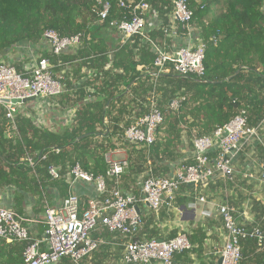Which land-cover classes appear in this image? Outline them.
I'll list each match as a JSON object with an SVG mask.
<instances>
[{"label":"trees","instance_id":"1","mask_svg":"<svg viewBox=\"0 0 264 264\" xmlns=\"http://www.w3.org/2000/svg\"><path fill=\"white\" fill-rule=\"evenodd\" d=\"M97 1L0 0V57L15 48L23 52V47L30 48L36 44L40 50L33 48V55L48 60L53 66V76L71 64L74 70L70 74L76 81L86 78L74 92L73 99L83 103L75 111L73 124L60 132L35 126L25 116L15 117V130L12 131L0 105V190H14L17 215L22 213L24 193L35 198L36 206L40 205L38 209H33L36 214L52 207L45 192L47 188L54 189L60 200L66 202L70 188L67 178L75 164L94 177L104 176L107 169L105 156L118 148H130L126 159L129 167L122 177L145 174L165 178L170 172L169 165L183 156L180 150L182 139L191 143L195 137L208 136L216 128L228 124L239 111L246 113L248 127H256L264 119V0H185L193 11V18L189 25L180 26L179 29L183 30V34L192 26L199 29V41L205 46V75L200 80L173 73L157 75L151 68L153 58L149 54L150 47L138 36L111 50L109 61L106 40L99 33L106 30L115 32L109 29L110 22L127 19L129 15L119 9L114 0H108L111 3L109 15L100 23L94 13ZM146 1L158 20L162 21L158 32L163 35L168 25L167 16L172 12V3L170 0ZM47 30L56 32L60 37L79 34L81 45L72 56L66 54L58 58L39 46ZM153 34L150 33L152 39ZM16 56L17 53L13 59H18ZM22 57L23 61H14L18 71L26 59L29 60L24 52ZM79 59L80 62L74 65L73 62ZM108 61L110 70H103ZM58 64L62 66L58 67ZM139 65L148 68L149 74L144 80L145 92L158 95V108L163 114L155 141L148 148L125 142L119 124L122 111L118 116L111 115L123 98L119 87L131 88L140 79V72L137 71ZM81 67L93 70L94 74L90 77L80 75ZM97 82L99 85L94 92L85 90ZM67 85L70 89L71 85ZM70 93L61 95V100L71 99ZM131 94L134 95L135 91L132 90ZM99 97H103V100H96ZM59 98L55 102H61ZM135 100V97L131 98L130 102ZM174 100L179 101L176 112L169 109V103ZM146 113L145 107L141 116ZM105 119L112 125L110 131L108 128L106 131L102 129ZM7 133H12V137H5ZM260 151L264 162V149ZM210 157L214 155L210 154ZM28 159H32L33 166H29ZM49 168L57 171L58 180H51ZM110 182L106 180L108 191L113 186L111 182L109 188ZM238 200V204H229L234 212L245 199ZM79 205L82 206L80 199ZM250 205L254 224L245 226H257L264 232V204L251 200ZM234 219L238 225H243L237 221L235 213ZM143 231L147 233L144 240L156 239V233L151 229ZM176 235L172 233L164 240ZM139 236L138 239L142 240ZM208 238L205 226L193 228L188 235L192 248L175 254L173 264H193L195 260L203 264L201 258ZM240 248L238 264H264V249H259L254 240H241ZM23 249L24 244L1 242L0 264H23ZM60 264L71 263L63 258Z\"/></svg>","mask_w":264,"mask_h":264},{"label":"built area","instance_id":"2","mask_svg":"<svg viewBox=\"0 0 264 264\" xmlns=\"http://www.w3.org/2000/svg\"><path fill=\"white\" fill-rule=\"evenodd\" d=\"M170 1L173 21L180 26L189 25L193 11L189 9L186 1ZM114 2L119 9L125 10L129 15L127 19L114 20L109 24V29L115 30L120 36L121 45L138 36L150 47L153 58L151 68L156 74L167 71L181 77H194L197 80L204 77L205 46L202 42L166 53L153 42L146 28L148 15L154 13L146 0ZM110 6L108 0L97 1L94 13L98 17V22L107 19ZM164 33L173 36L176 35V30L164 29ZM80 45L81 35L60 37L51 30L43 33L41 45L39 43L43 51L58 58L74 54ZM37 47L35 44L27 49L26 56L29 60L22 64L19 71L14 66L15 60L7 62L8 64H0V105L12 131L15 130L16 116H26L37 125L35 117L40 115L38 110L42 111V115L46 114L49 106L47 105V109L45 103L54 101L65 92L63 75L60 73L53 76L51 72L53 66L48 60L33 55V48L40 50ZM60 66L62 65L58 64V67ZM110 66L109 63L107 67ZM151 98L147 113L123 130V139L128 144L148 148L154 143L156 130L163 122V114L154 100V95ZM30 99L40 102V105L35 109L29 108ZM2 100H15L21 103L4 104ZM178 104V100L171 101L169 109L176 112ZM54 107L59 111L56 103ZM71 113L70 116L74 118L75 112L72 110ZM49 129L57 131L54 127ZM252 140L260 141L257 130L247 126L246 113L239 111L228 124L216 128L210 135L192 139V157L189 164H178L171 175L165 178L147 175L141 184L140 196L120 189V180L129 167L126 159L113 160L106 157L105 175L97 177L75 164L69 173L71 177L69 186L79 181L92 184L95 196L80 206L79 197L71 191L62 207L46 209L42 223L44 230L40 240L29 235L24 226L25 219L3 207L0 199V243L24 244L23 264H59L63 258H67L71 264H83L85 260H90L99 248L100 242L92 239L91 234L101 226L110 234L123 238L122 264H173L175 254L191 249L187 233L180 232L169 240L138 239L143 227V218L138 208L142 205L153 212H157L162 206L174 208L175 197L181 187L205 186L216 179L230 180L239 151ZM210 154L214 157L211 158ZM28 164L33 165L32 159H28ZM48 174L52 180L59 179L57 171L53 168H49ZM106 180L113 183L109 191ZM260 181L264 187V173ZM204 201L200 199V202ZM215 213L221 217L226 234L221 249L215 253L221 261L220 264L239 263L241 240L252 239L259 249H264V232L259 227L248 228L245 225H238L234 219V210L228 205L216 206Z\"/></svg>","mask_w":264,"mask_h":264},{"label":"crops","instance_id":"3","mask_svg":"<svg viewBox=\"0 0 264 264\" xmlns=\"http://www.w3.org/2000/svg\"><path fill=\"white\" fill-rule=\"evenodd\" d=\"M262 11L264 13V8ZM167 23L168 25L164 29L170 30L175 28V30L178 31H176V35L171 36L164 32L163 35H161L158 32L162 21L158 20V17L155 13L148 15L146 27L149 35L151 32L154 33V39H152L153 42L166 53H171L173 50L179 47L195 46L200 42L198 38L199 29H197L195 26L189 27L187 29V33L183 34V30L179 29L180 25L173 21L171 14L167 16ZM99 35L106 40V45L109 49L107 57L110 58L109 61H111V50H113L119 44L121 45V41L119 40L120 36L116 32L110 30L100 32ZM28 47L29 46H25L23 47L25 49H21L25 55ZM19 50L20 48H15L9 51L5 60L8 56L7 61L11 62L16 53V57L18 59L13 60H23V57L21 56L23 52H19ZM149 54L151 55V53ZM69 55L72 56L73 54ZM137 58L138 57H136V59ZM109 61L105 64L103 70H110L111 66L107 67V65L110 63ZM79 62L80 59L75 60L73 63L76 65V63L78 64ZM25 63H27V59ZM72 70H74V68L71 66V64H67L64 67V70L61 71L65 85V92L62 95L70 93L69 91L72 90L73 92L70 93L71 99L61 100L62 97H60L58 101L61 102L59 103L57 101L55 102L56 99H54V101H47L45 105L47 109L49 106V109L44 115H42V111L40 109L38 110L40 115L35 117L36 122H38L37 125L44 128L54 127L57 132H60L65 128L71 127L73 124L72 122L74 118L73 116H70L72 115L71 112L72 110L74 112L77 111V109L83 103V101H76L73 99L75 96L74 92L78 90L79 86L82 85L86 78L76 81V79L70 74ZM137 71L140 72V79L136 83L132 84L131 88H127L125 86L119 87V89L122 91L123 98L120 99L119 104L116 105L114 111L111 113L112 116H118V113L122 111V114L120 115L122 118L119 120V124L120 128L123 130L145 115L144 114L141 116L145 110V107L147 110V106L149 100L152 99V95H154V100L158 106V95L152 93L147 94V91L145 92L144 80L145 76L149 74L148 68L139 65L137 66ZM81 74H85L86 76L90 77L94 74V72L93 70H88L85 69V67H81L80 75ZM160 74L167 75L169 73L166 71ZM98 76L100 79L102 78L100 73ZM156 83L157 81H155V84ZM67 84L71 85L70 89L68 88L69 86ZM98 85L99 82L95 83V85H90L88 88L86 87L85 90L89 93H92L94 92V89L98 87ZM132 90L135 91L134 95L131 94ZM134 97L136 100L134 102H130V99ZM96 100H103V97H99ZM55 103L57 104L59 111L54 109ZM28 104L29 108L31 107L35 109L40 105V102L30 101ZM162 107L163 106H161V109ZM30 122L37 126L32 120H30ZM106 128H108L110 131L112 129V125L105 119L102 129L105 130ZM252 128H256L260 141L252 140L241 148L237 155V159L234 162L233 177L230 180L216 179L205 186H198L195 188L193 186L181 187L176 194L174 208L162 206L157 212H153L140 205L138 210L143 218V227L139 238L142 240L146 238L147 233H142L144 232L143 230H146V228L149 230L151 229L156 233V239L164 240L172 233L179 234L180 232H185L187 235H189L193 228L203 225L207 229V236L210 238H208L204 243L205 251L201 260L203 264H217L219 260L215 253L221 249V246L226 238V234L223 228L221 217L215 213L216 206H229L230 203L238 204L240 203L238 199H245L240 205H238V208L235 209L236 212L234 213L237 215V221L241 224L253 225L254 219L250 211V201L259 200L262 204H264V187L260 181V177L264 173V162L261 158L262 152L260 151V149H264V119L256 127ZM7 135H9V137ZM12 135V133H7L5 137L10 138ZM130 150V148H118L113 153L106 155L105 158L107 157L113 160L127 159L128 151ZM180 150L183 153V156L177 162L169 165L170 172L167 176L171 175L173 169L178 164H189L191 162V143H188L186 139H182ZM69 177L67 178V182L70 184L71 180H69ZM145 177V174L129 178L122 177L119 185L120 189L123 192L133 193L140 196V187ZM109 184V188H111V182ZM71 191L76 193V195L79 197L82 202V206L89 198L95 196L94 185L81 181L76 182L73 186H71L69 188L68 194H70ZM45 192L49 198V201H51V208H60L65 204V202L60 200L58 193L54 189L47 188ZM14 195L15 192L13 189L0 190L2 206L12 210L15 213ZM200 199H204L205 201L200 202ZM39 207L40 205L36 206L34 197L27 193L22 194V213L18 216L25 219L24 226L27 228L29 235L34 239L40 240L44 230L42 223L45 211L41 212L40 214L33 213V209H38ZM91 237L92 239L100 242V247L99 250L91 256L90 260L84 261V264H120L123 251L122 245L124 242L122 237L110 234L101 226L92 232ZM193 264H200V261L195 260Z\"/></svg>","mask_w":264,"mask_h":264},{"label":"water","instance_id":"4","mask_svg":"<svg viewBox=\"0 0 264 264\" xmlns=\"http://www.w3.org/2000/svg\"><path fill=\"white\" fill-rule=\"evenodd\" d=\"M238 73V71L236 72V74ZM33 99H30L28 101H32ZM2 103L4 104H8V103H11V104H16V103H21V102H16L15 100H11V101H8V100H2ZM81 138H79L78 140H80ZM220 260L217 262V264H220Z\"/></svg>","mask_w":264,"mask_h":264},{"label":"rangeland","instance_id":"5","mask_svg":"<svg viewBox=\"0 0 264 264\" xmlns=\"http://www.w3.org/2000/svg\"><path fill=\"white\" fill-rule=\"evenodd\" d=\"M5 58H6V56L0 58V64H2V63L8 64V63H7V62H9V61H7L8 56H7V59H6V60H5ZM11 59H12V58H11ZM12 60H13V59H12Z\"/></svg>","mask_w":264,"mask_h":264}]
</instances>
